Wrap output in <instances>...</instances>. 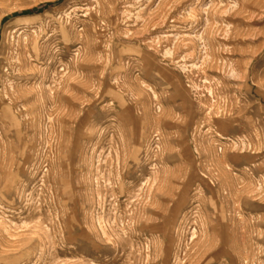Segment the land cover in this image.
<instances>
[{
	"label": "rangeland",
	"instance_id": "rangeland-1",
	"mask_svg": "<svg viewBox=\"0 0 264 264\" xmlns=\"http://www.w3.org/2000/svg\"><path fill=\"white\" fill-rule=\"evenodd\" d=\"M0 264H264V0H0Z\"/></svg>",
	"mask_w": 264,
	"mask_h": 264
}]
</instances>
